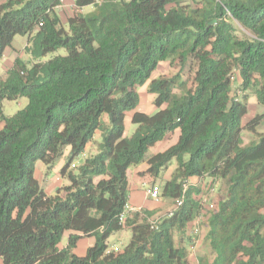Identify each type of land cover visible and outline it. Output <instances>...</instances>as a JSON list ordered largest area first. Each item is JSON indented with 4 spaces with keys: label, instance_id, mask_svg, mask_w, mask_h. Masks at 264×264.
I'll list each match as a JSON object with an SVG mask.
<instances>
[{
    "label": "trees",
    "instance_id": "1",
    "mask_svg": "<svg viewBox=\"0 0 264 264\" xmlns=\"http://www.w3.org/2000/svg\"><path fill=\"white\" fill-rule=\"evenodd\" d=\"M61 3H0V58L17 34L33 58H15L0 76V264H191L185 239L204 205L192 178L225 184L198 264H264V112L243 122L250 94L264 106V0H74L93 9L65 26ZM59 48L66 53L41 60ZM164 60L190 64L191 85L178 75L151 78ZM148 80L151 113L135 109ZM21 97L26 106L4 115L3 101ZM88 143L94 151L74 167ZM67 147L59 173L68 184L49 195L35 163L49 169ZM173 161L161 195L175 207L155 220L153 210H129V167L145 163L159 177ZM123 228L128 243L108 252L109 236ZM83 236L94 241L78 255Z\"/></svg>",
    "mask_w": 264,
    "mask_h": 264
},
{
    "label": "rangeland",
    "instance_id": "2",
    "mask_svg": "<svg viewBox=\"0 0 264 264\" xmlns=\"http://www.w3.org/2000/svg\"><path fill=\"white\" fill-rule=\"evenodd\" d=\"M93 9L92 5H87L86 9ZM76 12V11H75ZM62 16L64 19H67V14L64 12L62 13ZM26 43V37L22 35H15L11 46L8 47L3 56L0 58V76H4L6 69L8 68L10 61L12 60V57L15 55H19L21 57V60L25 62L26 64H29V61H33V58L30 56L29 53H27L24 50V45ZM66 53L64 48H59L54 52L48 53L46 56L42 57L41 60L45 61L51 58L54 55H64ZM192 70L191 65H187L182 68L181 65L178 64L176 61H168L164 60L161 61L156 69L151 73V78L155 77H170L173 75H178L181 76L183 79H188V85H191L189 82L192 76ZM236 75L237 72L234 73V81L236 80ZM148 83L149 80L142 86L138 87L137 91L139 94V102L136 106V110L143 111L146 113H151L153 112L156 108L153 104V97L154 95L148 91ZM235 83V82H234ZM28 100L26 97H21L15 100H4L2 103V111L4 115H12L14 114L17 110L23 108L26 106ZM264 112V106L261 104H258L256 102L255 97L253 94H250L249 99H248V112L247 114L243 117V122H246L253 116L259 113ZM103 119H106V116L104 115ZM136 125L131 122V111H127L124 119V131L123 135L124 136H130L132 132L134 131ZM257 130L261 131L264 133V118L260 121L259 125L257 126ZM251 135L248 131L244 130L242 132V138L244 143L248 142L250 139ZM97 138H99V131H97ZM176 139V135L174 134L172 137L168 139H164L162 141H158L154 146L150 147L148 150V154H152L156 151H162L165 148H167L169 145H171ZM88 155V153L86 154ZM67 156L62 157L60 160H62L61 164H58L60 160H58L51 168H47V166L42 163L41 161H37L35 163V170H34V175L38 179L40 183L43 184V180L48 177L49 180L53 179V175H55L54 169L56 167L59 173L60 168L62 165L65 163ZM85 158V154L82 153L78 157H76L73 161V164L75 165L74 167L78 166L79 164L82 163L83 159ZM136 167H139V169L144 168L141 172H139L140 179H137L133 173L130 174V180H136L135 183V189H133L130 193L132 198L135 199V204L136 203H143L147 200V204L149 207H152L154 211V217L153 220L158 219L162 216H164L166 213L171 211L175 207L174 200L170 198L163 197L161 195V188L162 184L166 179L169 178V175L173 168L175 167L174 161L171 164V167H169L165 172H162V174L159 177H154L152 175H149V173H145V168L147 165L145 163H142L137 166H131L129 167V170H133ZM60 175V173H59ZM61 176V175H60ZM148 177V178H147ZM62 184H68V180L64 177H62ZM142 178L148 179V182L146 181L142 182ZM191 182L198 184L201 187V192H202V197L204 201L203 205V212H202V217L201 220L195 221L193 223L192 228L197 227L198 232L195 234L194 238H192V234L189 232L190 239L187 240L185 239L186 246L189 251V257H190V262L191 264H198V258L199 256L207 254L206 252L209 250V245L205 244L204 240V235L207 229V224H206V217L208 216V213L211 210L216 209L217 203L219 199L223 197V192L225 189V184L222 183L221 181L217 182H212L210 179H203V180H195V178L190 179ZM151 184H156L160 188V195L159 199L157 201H153L149 199V197H144L143 190L148 187ZM61 186V185H60ZM58 185L55 186H45V191L46 193L50 195H54L56 193V189L58 188ZM147 196V195H146ZM129 197V195H128ZM192 231V230H191ZM131 237V231L128 228H123L122 230L116 231L113 234H111L107 240L108 244V250L110 248L116 247L117 250L114 251H120L124 248V246L128 243L129 239ZM92 241H94V237H88L85 236L83 238H80L79 241L77 242V245L75 247V252L76 254H84L86 247L92 244ZM67 243V232H65L60 240L59 247L65 246Z\"/></svg>",
    "mask_w": 264,
    "mask_h": 264
},
{
    "label": "crops",
    "instance_id": "3",
    "mask_svg": "<svg viewBox=\"0 0 264 264\" xmlns=\"http://www.w3.org/2000/svg\"><path fill=\"white\" fill-rule=\"evenodd\" d=\"M4 0H0V3L1 2H3ZM92 9H86V6L85 7H82V8H80V9H78V8H76V6H75V4H74V0H62V3H61V5L60 6H58L57 8H56V12H57V14L59 15V17H60V19H61V22H62V24L65 26L66 25V19H64L63 18V16H62V13L64 12L65 14H67V16H71L73 13H75V11L76 12H80V13H86V12H89V11H91ZM25 36V35H24ZM26 37V43H25V45L27 44V36H25ZM25 45H24V47H25ZM20 58L21 59V57L19 56V55H15V56H13L12 57V60L10 61V64H9V66H8V68L7 69H9L11 66H12V64H13V61H14V59L15 58ZM29 64H30V61H29ZM7 69H6V71H7ZM5 76V75H4ZM4 76H2V77H4ZM235 83L237 84V83H239V80H238V77H236V80H235ZM249 136H251V135H249ZM98 136H97V132H96V134H95V137H94V139H98L97 138ZM68 151H69V147H67L66 149H65V151H64V155H63V158H64V156H66L67 155V153H68ZM94 151V145L92 144V143H88L87 144V146H86V149H85V152H84V154H85V156H86V154L88 153H92ZM157 152V151H156ZM63 160V159H62ZM62 160H60L59 161V163L58 164H61V162H62ZM57 168L58 167H56L55 169H54V171H55V175H53V179H51V180H49L48 179V177H46L44 180H43V184L42 183H40L39 181V184L45 189V186H55V185H58V186H62V185H66V184H64V182H63V184H62V182H61V180H62V178H61V176L59 175V173H58V170H57ZM142 170H144V168H142V169H139V167H136L135 169H133L132 171L131 170H129L128 169V171H127V173H128V183H129V191H130V193H131V191L133 190V189H135V183H136V180H130V174L131 173H133L134 175H135V177L137 178V179H140V176H139V172H141ZM148 178V177H147ZM37 179V178H36ZM143 180H142V182H144V181H146V183L148 182V179H145V178H142ZM38 180V179H37ZM147 189V187L143 190V193H144V197H146L147 198V196H146V192H145V190ZM46 192V191H45ZM130 193H129V197H128V209L129 210H138V209H140V208H146V209H149V210H152L153 208L152 207H149V205L147 204V200L145 201V202H143V203H136L135 204V199L134 198H132V196L130 195ZM48 194V193H47ZM50 195V194H49ZM150 199V198H149ZM154 201V200H153ZM155 215V214H154ZM154 215L152 216V217H154ZM193 223H195V220H193L192 222H190V224H189V232L191 231L190 229H192V225H193ZM83 237H85V236H83ZM82 237V238H83ZM88 237H92V236H88ZM92 243H93V241H92ZM88 247V246H87ZM87 247H86V249H87ZM86 251V250H85ZM74 252H75V249H74ZM76 253V252H75ZM80 255H82V254H80ZM190 258V257H189Z\"/></svg>",
    "mask_w": 264,
    "mask_h": 264
},
{
    "label": "built area",
    "instance_id": "4",
    "mask_svg": "<svg viewBox=\"0 0 264 264\" xmlns=\"http://www.w3.org/2000/svg\"><path fill=\"white\" fill-rule=\"evenodd\" d=\"M96 1L97 2H101L102 0H96ZM145 192H146L147 197H149L151 200L157 201L159 199L160 188H159L158 185H156V184L149 185L147 187V189L145 190ZM179 203H180V201H177L176 204H179ZM201 218H202V216H199V217L196 218L195 221H199V220H201ZM193 231H194V234L197 233L198 232L197 227H195ZM114 250H117V248L116 247L110 248L108 250V252L109 251H114Z\"/></svg>",
    "mask_w": 264,
    "mask_h": 264
}]
</instances>
